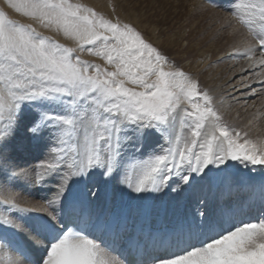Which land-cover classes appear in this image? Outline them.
<instances>
[{
    "label": "snow or ice",
    "instance_id": "obj_1",
    "mask_svg": "<svg viewBox=\"0 0 264 264\" xmlns=\"http://www.w3.org/2000/svg\"><path fill=\"white\" fill-rule=\"evenodd\" d=\"M230 3L229 24L247 29L245 50L234 55L251 59L264 49V0ZM6 4L76 47L0 8V203L7 206L0 264H126L111 254L116 238H105L106 226L87 211L98 195L86 183L95 175L135 193L179 195L233 163L264 168V145L228 123L209 90L130 23L75 0ZM35 149L47 151L26 167L21 158ZM25 179L50 186L45 203H18L11 189ZM81 183L85 190H77ZM237 211L205 203L162 242L152 264H264V202L256 222L236 223Z\"/></svg>",
    "mask_w": 264,
    "mask_h": 264
},
{
    "label": "rangeland",
    "instance_id": "obj_2",
    "mask_svg": "<svg viewBox=\"0 0 264 264\" xmlns=\"http://www.w3.org/2000/svg\"><path fill=\"white\" fill-rule=\"evenodd\" d=\"M75 2L95 8L106 18L114 21L118 18L121 22L136 27L144 38L167 55L170 61L197 79L201 88L209 90L214 96V103L219 112L228 123L247 132L248 139L264 145V66L247 73L250 74L253 83L257 82L255 87L259 90L258 94L251 98L254 109L252 113L246 115V111L242 108H232L231 105L223 104L221 100L228 79L237 70L264 60V49H260L259 46L254 53H249L251 59L246 55H234L237 49L241 53L244 52L247 29L239 24H229V21L233 20L230 9L235 7L230 0H75ZM0 8L9 14L11 19L32 24L42 34L68 47H76V41L65 37L62 32H57L55 29L45 28L38 20L15 12L7 6L6 0H0ZM229 54H233L231 58ZM80 55L84 60L113 70L112 66L100 57L87 52ZM217 87L220 89L214 91ZM18 142H22V136L18 137ZM46 151V149L43 152L35 149L31 154H24L20 162L26 167L37 166L41 161L36 157H42ZM243 174L254 178L257 175H264V168L260 166L245 168L233 163L226 171L209 172L205 179L179 195L167 189L155 194L152 192L136 194L123 184L104 185L99 175L93 176L86 183L96 186L95 191L98 195L92 200L95 199L94 201L99 204L100 214L109 213L106 217L107 221L117 222L123 217L129 218L126 232L129 233L135 221L142 218L141 222H144L145 217L151 221V228L153 222H160L164 216L169 222L175 214L178 216L180 213L187 217V220L190 219L197 209L204 207L199 197L209 198L214 193V201L218 188L225 189L231 186ZM21 183L24 187L11 189L18 194V203L33 205L46 202L44 197L50 195L49 185H33L27 179L22 180ZM77 190H85V184H79ZM216 204L231 205L236 208V203L233 201L229 204L223 202ZM6 209L7 206L0 203V212ZM10 211L15 212L16 209ZM247 217L245 214L244 220ZM250 220L251 218H248L246 221ZM125 241V238L121 240V244ZM111 254L123 260L116 252Z\"/></svg>",
    "mask_w": 264,
    "mask_h": 264
},
{
    "label": "bare ground",
    "instance_id": "obj_3",
    "mask_svg": "<svg viewBox=\"0 0 264 264\" xmlns=\"http://www.w3.org/2000/svg\"><path fill=\"white\" fill-rule=\"evenodd\" d=\"M263 66H264V63H254V65L253 64L251 66L249 65V67H245L242 70H237V72L231 78L228 79L229 82L226 88L224 87L226 91H225V94L222 95L221 97V100H223L224 102L223 104L231 105L232 108H236V109L242 108L243 110L246 111V115H248L249 113H252L254 109H252L251 98H253V95H257L259 90L257 87H255L257 82L253 83L254 81H252V79L250 78V74H247V73H249L250 71H255L256 69H259L260 67H263ZM245 84L250 85V86H242ZM219 89L220 88L217 87L216 89H214V91H218ZM213 197H214V193L209 198H207L206 196L199 197V200L203 202V206L206 203L209 208H212V206H215V204L219 202L229 204L230 201H233L234 203H236L235 207L238 210L237 215H236V222L244 220L245 214H247L248 216L246 220L248 218H251L250 221L256 222L257 216H260L261 214L260 213L261 204L262 202H264V175H257L254 178H249L247 174H243L242 177L239 178L231 186L229 187L227 186L225 189L218 188L217 193H216V199L214 201H213ZM94 200H92L91 203L87 206V211L93 216V218L100 219L101 217H104L103 226H106V229H108L109 227H112L114 228L115 232H117L120 228H124L125 231L127 230V222H129L128 217L127 219L123 217L117 222L111 221V220L107 221L106 217L109 213L100 214L99 213L100 206ZM153 201H156V200H153ZM141 219H137L135 221V225L132 228V232H131V236L129 240L131 239L132 235H134L137 230L142 231V234L139 236V239H138V242L139 241L142 242L143 237L146 232L147 233L152 232L151 238L153 239L157 237V235H153V234L164 233V231L170 228L175 230L176 228L186 227V222H187V217H185L183 214L181 215V213L178 214V216L177 214H175L174 217L170 220V222L167 221L166 217L164 216V219H161L162 221L160 220V222L159 221H156L155 223L153 222L152 228H151V221H149V218L145 217L144 222H141ZM129 240H127V242ZM149 241L150 240H148L147 242L146 240L144 241V248L146 249V250L144 249L145 253L147 252L148 246L150 245ZM127 242L122 245L118 255H120L122 253V250L127 246L128 244ZM6 251H10V250L7 249ZM150 258H151V255H150ZM145 264H152L151 259Z\"/></svg>",
    "mask_w": 264,
    "mask_h": 264
}]
</instances>
